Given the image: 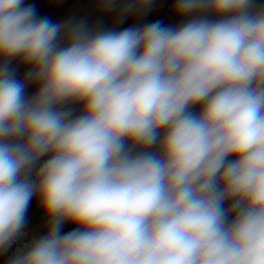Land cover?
Returning a JSON list of instances; mask_svg holds the SVG:
<instances>
[{
    "label": "clouds",
    "instance_id": "clouds-1",
    "mask_svg": "<svg viewBox=\"0 0 264 264\" xmlns=\"http://www.w3.org/2000/svg\"><path fill=\"white\" fill-rule=\"evenodd\" d=\"M171 11L187 19L93 30L0 0V251L34 196L48 218L9 264H264V6Z\"/></svg>",
    "mask_w": 264,
    "mask_h": 264
},
{
    "label": "trees",
    "instance_id": "trees-1",
    "mask_svg": "<svg viewBox=\"0 0 264 264\" xmlns=\"http://www.w3.org/2000/svg\"><path fill=\"white\" fill-rule=\"evenodd\" d=\"M173 2L174 0H153L147 9L133 11L121 16L120 11L123 4L118 5L112 10H105L101 0H24L26 6H35L37 17H48L56 23L67 21L72 23L82 22L93 30L116 31H121L128 27H143L156 21H161L165 26H179L187 18L177 17L172 13ZM255 2L257 6H264V0H255ZM13 63L14 60L11 62L10 67L15 71L16 76L17 72L13 68ZM25 68L29 69L30 66L25 65ZM16 78L23 81L26 77L18 78L16 76ZM38 87V84L28 83L25 88L26 97L30 98L33 96ZM68 107L73 108L75 114H79L82 109V105L80 104H72L68 105ZM43 159L40 163L43 162ZM24 227L34 229L37 239L46 234L48 218L40 206L38 196H34L29 203ZM74 227L75 225L65 222L62 226V232L66 233L73 230ZM12 245L13 243L7 250L0 251V264H9L13 258Z\"/></svg>",
    "mask_w": 264,
    "mask_h": 264
},
{
    "label": "built area",
    "instance_id": "built-area-1",
    "mask_svg": "<svg viewBox=\"0 0 264 264\" xmlns=\"http://www.w3.org/2000/svg\"><path fill=\"white\" fill-rule=\"evenodd\" d=\"M29 71V69L24 68L21 71H17L16 76L18 78L26 77V73ZM37 236L35 234L34 229H27L23 228V235L17 237L12 245V255L13 257L17 254L18 250H24L27 245H30L33 240H36Z\"/></svg>",
    "mask_w": 264,
    "mask_h": 264
},
{
    "label": "rangeland",
    "instance_id": "rangeland-1",
    "mask_svg": "<svg viewBox=\"0 0 264 264\" xmlns=\"http://www.w3.org/2000/svg\"><path fill=\"white\" fill-rule=\"evenodd\" d=\"M13 67L16 71H21L24 69V64H21L20 61L17 59V60H14V63H13ZM195 108H199L198 106L194 107ZM198 112V110H197Z\"/></svg>",
    "mask_w": 264,
    "mask_h": 264
},
{
    "label": "crops",
    "instance_id": "crops-1",
    "mask_svg": "<svg viewBox=\"0 0 264 264\" xmlns=\"http://www.w3.org/2000/svg\"><path fill=\"white\" fill-rule=\"evenodd\" d=\"M13 68H14V67H13ZM24 68H25V65H24ZM16 72H17V71H16ZM197 110L199 111V108H195V109L193 108V111H197Z\"/></svg>",
    "mask_w": 264,
    "mask_h": 264
}]
</instances>
